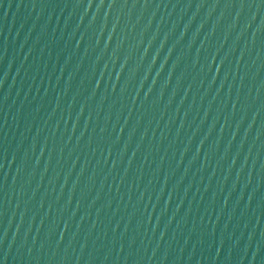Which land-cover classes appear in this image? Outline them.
<instances>
[{
  "label": "water",
  "instance_id": "obj_1",
  "mask_svg": "<svg viewBox=\"0 0 264 264\" xmlns=\"http://www.w3.org/2000/svg\"><path fill=\"white\" fill-rule=\"evenodd\" d=\"M0 264H264V0H0Z\"/></svg>",
  "mask_w": 264,
  "mask_h": 264
}]
</instances>
